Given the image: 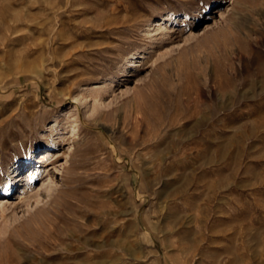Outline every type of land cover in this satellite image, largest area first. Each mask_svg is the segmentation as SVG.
Instances as JSON below:
<instances>
[{
  "label": "rangeland",
  "instance_id": "1",
  "mask_svg": "<svg viewBox=\"0 0 264 264\" xmlns=\"http://www.w3.org/2000/svg\"><path fill=\"white\" fill-rule=\"evenodd\" d=\"M0 264H264V0H0Z\"/></svg>",
  "mask_w": 264,
  "mask_h": 264
},
{
  "label": "bare ground",
  "instance_id": "2",
  "mask_svg": "<svg viewBox=\"0 0 264 264\" xmlns=\"http://www.w3.org/2000/svg\"><path fill=\"white\" fill-rule=\"evenodd\" d=\"M47 155H48V153L46 152V150H44L43 152H40V159H37V160H34L33 162H45L46 160H44V159H46V158H48L47 157ZM51 156V155H50ZM42 159V160H41ZM24 165V167L23 168H25L23 171H22V168L18 171H15V175L13 176V177H18V176H21L22 175V173L23 172H26L27 171V169L29 168V163H28V161H24V163H23ZM35 178V174H34V172L32 173V172H30L29 171V173H27L25 176H24V178L23 179H21V181H25V180H31V179H34ZM33 181V180H32ZM32 181H29V182H32ZM28 182V183H29ZM30 184V183H29ZM9 190V189H8ZM37 190H40V189H37ZM3 210V209H2Z\"/></svg>",
  "mask_w": 264,
  "mask_h": 264
}]
</instances>
